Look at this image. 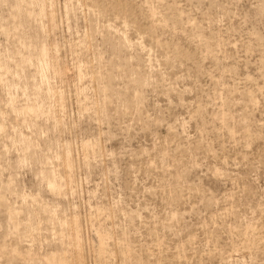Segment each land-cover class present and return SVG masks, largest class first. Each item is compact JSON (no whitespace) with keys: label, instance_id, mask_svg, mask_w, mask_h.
I'll return each instance as SVG.
<instances>
[{"label":"rangeland","instance_id":"1","mask_svg":"<svg viewBox=\"0 0 264 264\" xmlns=\"http://www.w3.org/2000/svg\"><path fill=\"white\" fill-rule=\"evenodd\" d=\"M0 264H264V0H0Z\"/></svg>","mask_w":264,"mask_h":264}]
</instances>
